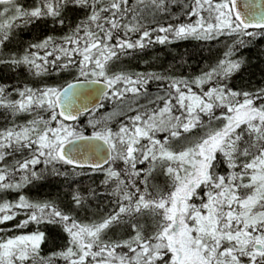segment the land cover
<instances>
[{
    "label": "snow or ice",
    "instance_id": "snow-or-ice-1",
    "mask_svg": "<svg viewBox=\"0 0 264 264\" xmlns=\"http://www.w3.org/2000/svg\"><path fill=\"white\" fill-rule=\"evenodd\" d=\"M261 42L264 0H0V264H264Z\"/></svg>",
    "mask_w": 264,
    "mask_h": 264
},
{
    "label": "trees",
    "instance_id": "trees-1",
    "mask_svg": "<svg viewBox=\"0 0 264 264\" xmlns=\"http://www.w3.org/2000/svg\"><path fill=\"white\" fill-rule=\"evenodd\" d=\"M29 2H30V0H29ZM191 43H195V42H181L180 45H179L178 47L175 48V51H183L185 47H190V46H191ZM258 46H260V47H264V42H261L260 45H258ZM156 51H159V52H162V53H163L165 50L162 49V48H158ZM253 51H255V50H253ZM153 54H155V53H153ZM248 54H249V53L246 51V52H245V55H248ZM149 58H150V57H149ZM166 58L169 59V60L171 59L170 56H167ZM134 67H135V62H134ZM137 70H144V68H143V66L141 65V66H139V67L137 68ZM44 191L47 192V191H49V189L46 188Z\"/></svg>",
    "mask_w": 264,
    "mask_h": 264
},
{
    "label": "water",
    "instance_id": "water-1",
    "mask_svg": "<svg viewBox=\"0 0 264 264\" xmlns=\"http://www.w3.org/2000/svg\"><path fill=\"white\" fill-rule=\"evenodd\" d=\"M241 2H242V0H241Z\"/></svg>",
    "mask_w": 264,
    "mask_h": 264
}]
</instances>
